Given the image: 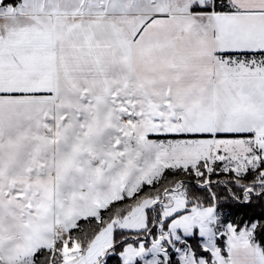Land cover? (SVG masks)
Segmentation results:
<instances>
[{
    "label": "snow or ice",
    "instance_id": "snow-or-ice-1",
    "mask_svg": "<svg viewBox=\"0 0 264 264\" xmlns=\"http://www.w3.org/2000/svg\"><path fill=\"white\" fill-rule=\"evenodd\" d=\"M229 201L264 209V0H0V264H264Z\"/></svg>",
    "mask_w": 264,
    "mask_h": 264
},
{
    "label": "trees",
    "instance_id": "trees-1",
    "mask_svg": "<svg viewBox=\"0 0 264 264\" xmlns=\"http://www.w3.org/2000/svg\"><path fill=\"white\" fill-rule=\"evenodd\" d=\"M225 175L226 174H215L211 177V179L213 181L224 180ZM213 190L219 192L222 196L227 195L223 192L222 187L214 188ZM223 208L229 214L230 219L237 221L248 220L253 217L258 218L261 215V212L264 211L258 203L253 204L252 206H241L231 201L223 205ZM110 264H118V260L114 257L111 259Z\"/></svg>",
    "mask_w": 264,
    "mask_h": 264
},
{
    "label": "crops",
    "instance_id": "crops-1",
    "mask_svg": "<svg viewBox=\"0 0 264 264\" xmlns=\"http://www.w3.org/2000/svg\"><path fill=\"white\" fill-rule=\"evenodd\" d=\"M220 162H217V164H219Z\"/></svg>",
    "mask_w": 264,
    "mask_h": 264
}]
</instances>
